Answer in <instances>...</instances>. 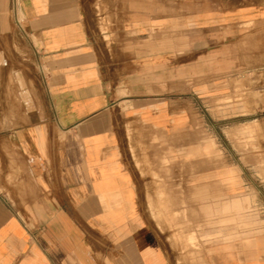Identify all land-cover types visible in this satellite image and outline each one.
I'll use <instances>...</instances> for the list:
<instances>
[{
    "label": "crops",
    "instance_id": "0c3cea01",
    "mask_svg": "<svg viewBox=\"0 0 264 264\" xmlns=\"http://www.w3.org/2000/svg\"><path fill=\"white\" fill-rule=\"evenodd\" d=\"M0 264H264V0H0Z\"/></svg>",
    "mask_w": 264,
    "mask_h": 264
}]
</instances>
